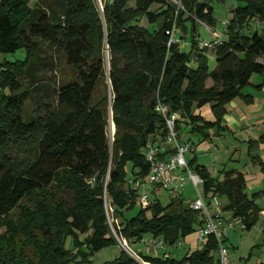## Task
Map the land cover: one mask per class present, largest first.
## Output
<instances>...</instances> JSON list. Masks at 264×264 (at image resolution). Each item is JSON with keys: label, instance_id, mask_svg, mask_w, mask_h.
Segmentation results:
<instances>
[{"label": "trees", "instance_id": "obj_1", "mask_svg": "<svg viewBox=\"0 0 264 264\" xmlns=\"http://www.w3.org/2000/svg\"><path fill=\"white\" fill-rule=\"evenodd\" d=\"M234 1L226 40L200 47L193 32L189 49L181 51L166 31L173 24L186 28L188 19L213 22L209 0H181V8L170 0H101L102 11L95 0H0V52L24 49L22 58L0 62V264H91L89 253L116 239L140 241L145 234L173 244L196 231L198 211L179 195L124 214L136 204L135 190L124 188L125 163L137 167L139 177L147 174L145 146L150 136L160 139L167 131L158 103L179 113V141H190L181 134L188 127L206 138L208 129L224 128L226 105L251 84V75L264 74V0ZM143 17L157 26L144 27ZM214 43L217 66L210 70ZM192 58L195 66L188 64ZM194 102L211 103L215 121L194 115ZM253 159L264 171V161ZM188 165L203 179L208 203L227 196L225 209L253 227L264 188L249 195L243 172L235 169L213 178L197 155ZM107 202L114 218L124 217L119 225L112 222L114 233ZM69 235L72 249L64 244ZM218 246L210 235L178 260L121 249L100 264H213Z\"/></svg>", "mask_w": 264, "mask_h": 264}, {"label": "rangeland", "instance_id": "obj_2", "mask_svg": "<svg viewBox=\"0 0 264 264\" xmlns=\"http://www.w3.org/2000/svg\"><path fill=\"white\" fill-rule=\"evenodd\" d=\"M172 3H174L172 0H170ZM101 2V0H100ZM213 6V22H204L201 20L196 19L195 23H193L192 20L188 19L185 22L186 28L179 27L175 30L173 34V39L178 40V47L181 51H187L189 49L190 45V40H192V34L195 32V37L198 38L199 41H205V42H212L215 40V34L217 38H222L226 40L229 36L228 34V25L225 24V20H231L232 18V11L229 9L231 2L233 0H209ZM181 5V2H180ZM127 6H134L132 1H129L127 3ZM152 10H158L159 5L153 4L151 6ZM140 24L143 25L144 27H148L149 30H152L157 26L156 22H151L148 23L146 19L140 18ZM253 24V23H251ZM254 26V24H253ZM193 29H195L193 31ZM213 29L215 32L213 33ZM256 28H254L255 30ZM260 32H262L263 28L259 29ZM250 32V30L246 31ZM221 39V41H223ZM218 41V40H216ZM219 43V42H218ZM218 43H214L211 46H209L208 50V56H209V67L210 70L216 68L217 66V60L215 56V49L216 45ZM24 56V49L19 48L13 53H2L0 52V62L4 61H14L16 59H20ZM195 58L190 59L188 62L189 65H193L195 62H197ZM251 80L252 83L254 84H259L264 81V74L261 73H253L251 75ZM206 85L210 86L212 85V80L211 78H208L206 80ZM212 110L211 103H205L201 106L197 104V102H194L192 105V113L195 114H200V113H205V118L207 120H215V114L213 112L209 113L207 111ZM197 115V116H198ZM200 116V115H199ZM107 132L109 134V126L107 127ZM182 136L187 137V136H195L193 132H190V127L186 131H182ZM197 138L196 142L198 143L197 146L199 145V137ZM263 152V151H262ZM201 151L200 149L197 150L196 154L200 155ZM264 154V153H263ZM188 156V155H187ZM230 156V154H228ZM125 169H126V177H125V182H124V188H130L132 190H135L136 196H135V207L129 211V212H124L126 215H131L134 214L140 205L137 203V197L138 195L142 194L143 192L147 193V201L148 202H154L158 201L161 205H166L171 198L176 196L179 192H175L172 189L161 187L158 188L157 190H153V184L150 182H145L144 186H139L138 188L135 189L136 186V179L135 177H139L138 174V168L132 166V163L127 161L125 163ZM193 169V168H192ZM262 170V169H261ZM187 175V172L184 171ZM263 173V180H264V171ZM211 176L213 178H218L222 179V173L221 170L215 169L214 171L210 172ZM252 180H255V178L251 175V177L247 180L246 179V185L248 182H251ZM262 187H264L263 182H262ZM261 186L258 187L261 189ZM255 190H259V189ZM199 189L200 191L204 192V186L203 182L199 184ZM183 199L186 204L190 206V203L197 197V190L195 187H190L189 185L183 189ZM247 191H250V187L247 189ZM106 192L104 191L103 197L105 198ZM219 200L221 204H215L213 201V198L210 199V202L212 204L211 211L213 213L217 212L221 215L222 221H223V229L224 231L221 232L223 239L225 240V245L227 247V263L225 264H260L264 263V202L260 203V217L257 219L253 227L251 229H247L244 227L243 222L240 218H234L232 217L231 213H228L227 210L225 209V206L228 203V198L227 196H222L218 195ZM260 196L259 198H261ZM207 200V199H206ZM264 200V198H263ZM151 203L146 204L144 207L149 206ZM18 213V210L12 214L13 217ZM105 215H106V221L110 228L112 229V222H114L116 225H119L120 221H122V218H114L113 216V208L107 202L105 205ZM231 218V219H230ZM5 228H2L0 231L3 232ZM112 232L114 233L113 229ZM79 239H83L85 237V234H78ZM145 236V234L143 235ZM121 239V238H120ZM117 240L116 245H111L109 244L108 246H105L103 248H100L92 253H89L88 258L90 260L91 264H100L105 261H110L116 258L121 249H123L126 252H131L134 254H144V255H149V256H157L160 258H174L176 260L182 258L186 253H189L190 251L188 250L189 247L194 249L198 247L199 241H198V235L195 232L190 233L184 237L180 236L177 241H175L173 244H165V246H153V245H148L145 242L142 241H133L129 240L126 241L124 239H121L123 244H125V247L122 246L119 243V239ZM181 242L179 244L178 242ZM65 247L68 249H72L73 244H74V238L72 235H69L65 238ZM20 247V243L17 240L16 241V248L18 249ZM84 252H87L86 247L83 248ZM213 254V264H222L221 263V258L219 255V252L216 250L212 251Z\"/></svg>", "mask_w": 264, "mask_h": 264}, {"label": "crops", "instance_id": "obj_3", "mask_svg": "<svg viewBox=\"0 0 264 264\" xmlns=\"http://www.w3.org/2000/svg\"><path fill=\"white\" fill-rule=\"evenodd\" d=\"M234 7L235 1L233 0L229 9L233 11ZM214 37L217 38L216 34ZM195 65L196 62L193 66ZM250 81L251 84L243 88L240 94L226 105L227 112L222 119L223 129H208L209 136L206 138L200 135L184 137L192 141L195 147L194 153L188 154L187 160L197 155L198 163L206 166L210 172L219 169L222 173L223 170L235 169L243 172L247 180L252 175L255 180L247 183V189L250 187V191L246 190L249 195L264 188L261 186L262 182L264 185L262 166L258 159H253V156L258 155L264 161V81L262 80L259 84L252 83L251 79ZM207 112L211 113L212 110ZM205 113L199 115L205 118ZM209 121L215 120L210 119ZM197 136L201 146H197V138H195ZM199 149L200 155L196 154ZM188 185L194 187L192 181L186 179L184 188ZM260 186L261 189L258 188ZM257 188L259 190H255ZM183 191L180 190L177 195L183 196ZM263 198L264 196L256 200L259 206L264 202ZM227 212L233 217L232 211ZM201 246L199 243L198 247ZM194 249L189 247L188 250Z\"/></svg>", "mask_w": 264, "mask_h": 264}, {"label": "built area", "instance_id": "obj_4", "mask_svg": "<svg viewBox=\"0 0 264 264\" xmlns=\"http://www.w3.org/2000/svg\"><path fill=\"white\" fill-rule=\"evenodd\" d=\"M177 8H181V0H172ZM229 20H225V24L228 25ZM176 30L175 24L172 25L170 30L166 33L170 35V42L178 41L173 39V34ZM209 43L205 41H199V46H207ZM155 110L158 111L166 122V134L162 138H157L152 135L144 149V159L149 165L147 174L144 177H135L136 186H144L145 182L153 184L154 191L158 188L165 187L174 190L176 193L184 189L186 179L192 181L194 187L197 190V197L190 203V207L198 211L201 223L196 229L198 235V241L201 245L205 244L210 235H215L219 246L216 251L219 252L221 263H227V247L225 245L221 232L223 229V221L221 215L217 212L211 211L212 204L208 203L204 197L202 191L199 189V184L203 182L200 175L194 171L188 165L187 155L195 150V147L190 141H179L177 139V132L175 131V121L179 117V113L176 111H169L167 105L158 103L155 106ZM187 172L186 173L184 172ZM215 204H221L217 196L213 197ZM137 203L140 206H144L151 202L147 201V193L143 192L138 195ZM140 241L153 246H165L163 240L159 237L152 235L144 236ZM180 244V241L178 242ZM132 256H135L134 254ZM138 258L137 256H135ZM146 263V262H145Z\"/></svg>", "mask_w": 264, "mask_h": 264}, {"label": "water", "instance_id": "obj_5", "mask_svg": "<svg viewBox=\"0 0 264 264\" xmlns=\"http://www.w3.org/2000/svg\"><path fill=\"white\" fill-rule=\"evenodd\" d=\"M95 1H96L97 5H98L99 9L102 11V5H101L100 0H95ZM106 81H107V84L109 85L110 80H109V57H108V52H106ZM110 108L111 107H109V118H108L109 125L108 126H109L110 154H111V144H112V140H113V134H114V131H115V127H114V124H113V121H112V118H111V109ZM107 170H109V164H108ZM119 243L122 246L125 247V244H123L122 241L119 240ZM142 263L143 264H148V263H145V262H142Z\"/></svg>", "mask_w": 264, "mask_h": 264}]
</instances>
